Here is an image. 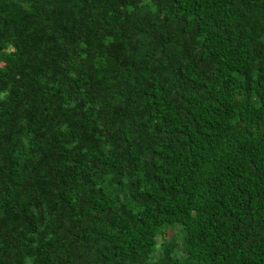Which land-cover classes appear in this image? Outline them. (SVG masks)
<instances>
[{
  "label": "trees",
  "instance_id": "trees-1",
  "mask_svg": "<svg viewBox=\"0 0 264 264\" xmlns=\"http://www.w3.org/2000/svg\"><path fill=\"white\" fill-rule=\"evenodd\" d=\"M0 264H264V0H0Z\"/></svg>",
  "mask_w": 264,
  "mask_h": 264
},
{
  "label": "rangeland",
  "instance_id": "rangeland-1",
  "mask_svg": "<svg viewBox=\"0 0 264 264\" xmlns=\"http://www.w3.org/2000/svg\"><path fill=\"white\" fill-rule=\"evenodd\" d=\"M158 240H160V237L158 236Z\"/></svg>",
  "mask_w": 264,
  "mask_h": 264
}]
</instances>
